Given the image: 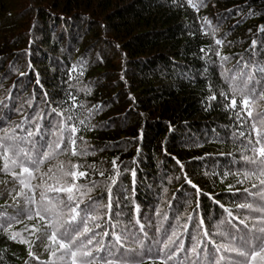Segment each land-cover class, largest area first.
I'll list each match as a JSON object with an SVG mask.
<instances>
[{
    "label": "trees",
    "instance_id": "1",
    "mask_svg": "<svg viewBox=\"0 0 264 264\" xmlns=\"http://www.w3.org/2000/svg\"><path fill=\"white\" fill-rule=\"evenodd\" d=\"M194 2L203 6L189 8L186 0H0V105L7 106L0 107V112L6 113L8 122L18 121L33 111L27 107L29 101L44 107L45 92L55 106L66 99L68 84L76 83L68 81L67 70L73 65L83 67L79 86L89 87L90 92L71 91L86 107L97 103L102 107L90 120L92 130L79 133L95 152L76 162L107 170L114 157L118 164L126 163L128 172L121 165L123 175L117 177L113 190L114 197L126 205L123 211L129 219L133 206L141 218L155 214L157 205L171 216L169 200L172 211H184L186 199L192 200L188 211L195 207V191L185 184L172 157L184 165L192 183L208 194L199 197L206 220L221 215L209 197L226 205L233 197L225 190L234 183L232 178L214 183L204 175L221 171L218 166L231 159L220 152L236 149L227 139L216 140L213 133L225 138L230 134L225 126L232 119L220 107L205 111L207 105L201 103L209 94V79L220 84V77L218 67L212 65L207 77L200 75L205 63L198 58L199 49L212 42L199 34L197 18L207 17L219 28L217 37L226 41L221 53L233 57L230 67L251 56V41L260 35L257 26L264 25V0ZM249 8L252 15H246ZM258 59L264 61V54ZM22 72L27 75L20 76ZM20 107L23 112L17 111ZM6 179L0 174V192ZM93 195H100L99 189ZM6 199H0V205ZM152 223L155 226V215ZM34 251L40 261L47 259L42 247ZM0 253V264H25L29 259L24 246L3 236Z\"/></svg>",
    "mask_w": 264,
    "mask_h": 264
},
{
    "label": "snow or ice",
    "instance_id": "2",
    "mask_svg": "<svg viewBox=\"0 0 264 264\" xmlns=\"http://www.w3.org/2000/svg\"><path fill=\"white\" fill-rule=\"evenodd\" d=\"M186 3L195 10L203 6L194 0ZM252 14L249 8L246 15ZM197 20L199 34L212 42L199 49L198 58L205 63L200 75L207 77L208 65H212L218 67L220 77V84L209 79V94L201 103L207 105L205 111L220 107L232 119L225 126L230 131L225 138L213 133L216 140L223 143L227 139L236 149L219 153L231 157L218 166L221 171L204 173L214 183H224L227 178L234 181L226 185L225 190L233 193L227 205L209 197L221 210L219 218L208 216L206 220L201 214L199 197L208 194L192 183L184 165L172 157L185 184L195 191V207L188 211L192 200L186 199L184 211H172L169 200L171 216L157 205L155 214L141 218L136 215L138 207L133 206L129 219L123 211L126 205L114 197L113 190L117 177L123 175L121 165L128 172L126 163L118 164L114 157L107 170L76 162L95 152L79 133L92 130L90 120L102 106L97 103L88 108L73 95V88L85 95L90 92L89 87L79 86L83 67L73 65L67 70L68 81L76 83L68 84L66 99L53 106L45 92L41 98L44 107L29 101L27 107L33 111L14 122L0 112L4 125L0 128V174L8 178L0 192V199L7 198L0 205V236L25 247L29 258L25 264H264V61L258 59L264 54V25L257 26L260 35L251 41V56L228 67L233 57L221 53L226 41L217 37L219 28L207 17ZM36 83H40L38 79ZM17 111L23 112V107ZM65 155L67 161L61 159ZM93 175L102 179H91ZM131 177L135 183L134 168ZM97 189L100 195H93ZM41 247L47 257L43 261L34 251Z\"/></svg>",
    "mask_w": 264,
    "mask_h": 264
}]
</instances>
